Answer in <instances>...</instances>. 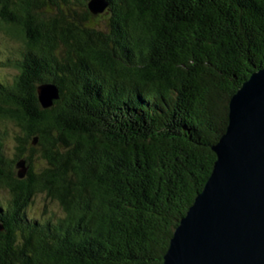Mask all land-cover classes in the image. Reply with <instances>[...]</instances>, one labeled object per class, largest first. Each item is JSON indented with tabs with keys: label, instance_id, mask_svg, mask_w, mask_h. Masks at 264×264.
Wrapping results in <instances>:
<instances>
[{
	"label": "trees",
	"instance_id": "trees-1",
	"mask_svg": "<svg viewBox=\"0 0 264 264\" xmlns=\"http://www.w3.org/2000/svg\"><path fill=\"white\" fill-rule=\"evenodd\" d=\"M89 1L0 0V264H163L264 68V0Z\"/></svg>",
	"mask_w": 264,
	"mask_h": 264
},
{
	"label": "water",
	"instance_id": "water-1",
	"mask_svg": "<svg viewBox=\"0 0 264 264\" xmlns=\"http://www.w3.org/2000/svg\"><path fill=\"white\" fill-rule=\"evenodd\" d=\"M87 6L97 14L106 2ZM57 97L54 84L38 87L44 108ZM212 149V171L175 227L163 264H264V68L232 95L226 130ZM16 167L23 178L24 161Z\"/></svg>",
	"mask_w": 264,
	"mask_h": 264
},
{
	"label": "rangeland",
	"instance_id": "rangeland-1",
	"mask_svg": "<svg viewBox=\"0 0 264 264\" xmlns=\"http://www.w3.org/2000/svg\"><path fill=\"white\" fill-rule=\"evenodd\" d=\"M17 41L10 39L1 29H0V53L7 54L8 52H11L16 49L17 47ZM14 74V70H11L10 68H0V77H9ZM42 199L37 198L36 204L38 206H34L32 210H37L41 203ZM55 212H58L59 208L56 205H53L52 207Z\"/></svg>",
	"mask_w": 264,
	"mask_h": 264
}]
</instances>
